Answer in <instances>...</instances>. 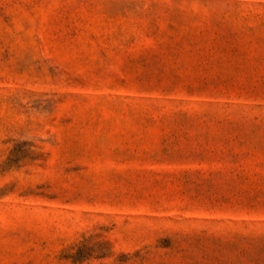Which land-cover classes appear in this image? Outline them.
Returning a JSON list of instances; mask_svg holds the SVG:
<instances>
[{"label":"rangeland","instance_id":"1","mask_svg":"<svg viewBox=\"0 0 264 264\" xmlns=\"http://www.w3.org/2000/svg\"><path fill=\"white\" fill-rule=\"evenodd\" d=\"M0 264H264V0H0Z\"/></svg>","mask_w":264,"mask_h":264}]
</instances>
